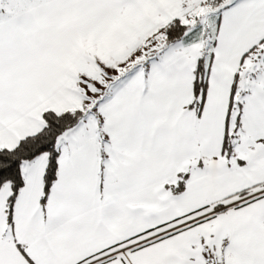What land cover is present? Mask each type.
Segmentation results:
<instances>
[{"label":"snow or ice","instance_id":"obj_1","mask_svg":"<svg viewBox=\"0 0 264 264\" xmlns=\"http://www.w3.org/2000/svg\"><path fill=\"white\" fill-rule=\"evenodd\" d=\"M0 264H264V0H0Z\"/></svg>","mask_w":264,"mask_h":264}]
</instances>
